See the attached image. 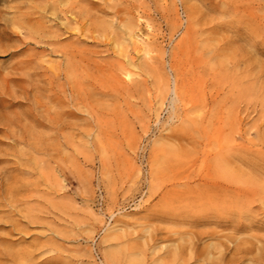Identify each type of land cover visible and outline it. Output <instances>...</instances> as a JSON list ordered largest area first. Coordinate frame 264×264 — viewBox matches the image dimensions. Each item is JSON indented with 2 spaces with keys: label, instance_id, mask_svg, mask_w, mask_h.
<instances>
[{
  "label": "rangeland",
  "instance_id": "1",
  "mask_svg": "<svg viewBox=\"0 0 264 264\" xmlns=\"http://www.w3.org/2000/svg\"><path fill=\"white\" fill-rule=\"evenodd\" d=\"M0 83V264H264V0H0Z\"/></svg>",
  "mask_w": 264,
  "mask_h": 264
},
{
  "label": "bare ground",
  "instance_id": "2",
  "mask_svg": "<svg viewBox=\"0 0 264 264\" xmlns=\"http://www.w3.org/2000/svg\"><path fill=\"white\" fill-rule=\"evenodd\" d=\"M54 8H55V7H54ZM26 12H27V11H26ZM21 14H22V13H21ZM24 15H25V14H24ZM24 15L22 16V18L25 19V16H24ZM27 15H30V13L27 14ZM30 17H31V15H30ZM31 18H32V17H31ZM29 19H30V18H29ZM26 21H28L27 23L29 24V20L27 19ZM28 24H27V27L29 26ZM21 27H22V25H21ZM22 28L24 29L25 27H22ZM19 29H20V27H19ZM25 29H26V28H25ZM10 30H11V29H10ZM27 30H29V28H28ZM14 32H15V31H14ZM18 33H20V31H19ZM28 35L31 36L30 34H28ZM10 37H11V36H10ZM26 39H27V38H26ZM33 39H34V38H33ZM24 40H25V39H24ZM39 41H40V40H39ZM139 48H140V47H139ZM4 51H5V50H4ZM29 63H30V62H29ZM19 66H20V65H19ZM22 68H23V67H22ZM16 70H17V68H16ZM21 70H22V69H21ZM24 70H25V69H24ZM12 71H13V70H12ZM17 73H18V72H17ZM27 73H28V72H27ZM25 74H26V73H25ZM13 75H14V74H13ZM28 75H29V74H28ZM29 76H30V75H29ZM127 76H129V75L127 74ZM127 76H126V77H127ZM12 77H13V76H12ZM17 77H18V76H17ZM23 78H24V77H23ZM3 79H5V78H3ZM17 79H18V78H17ZM26 80H27V79H26ZM28 80H29V79H28ZM118 80H119V79H118ZM2 81H3V80H2ZM6 81H7V80H6ZM30 81H31V80H30ZM30 81H29V82H30ZM33 81H34V80H33ZM4 82H5V81H4ZM22 82H23V81H22ZM24 82H25V81H24ZM29 82H28V83H29ZM2 83H3V82H2ZM0 84H1V83H0ZM4 84L6 85V83H4ZM13 84H14V83H13ZM29 84H30V83H29ZM1 85L3 86V84H1ZM18 85H19V84H18ZM2 88H3V87H2ZM2 88H1V90H2ZM21 88H22V87H21ZM35 89H38V88H35ZM7 90H8V89H7ZM21 91H23V90H21ZM38 91H40V89H39ZM6 92H7V91H6ZM44 92H45V91H44ZM0 93H1V92H0ZM15 93H16V92H15ZM26 93H27V92H26ZM26 93H25V94H26ZM29 93H30V92H29ZM36 93H38V92H36ZM6 95H9V94H6ZM14 95H15V94H14ZM22 95H23V94H22ZM22 95H21V96H22ZM32 95H33V94H32ZM32 95H31V96H32ZM36 95H37V94H36ZM18 96H19V94H18ZM11 97H12V96H11ZM16 97H17V96H16ZM26 97H27V96H26ZM35 97H36V96H35ZM39 97H40V96H39ZM52 97H53V96H52ZM23 98H24V97H23ZM36 100H38V99H36ZM3 101H4V100H3ZM5 101H6V100H5ZM26 101H27V100H26ZM0 102H1V101H0ZM36 102H38V101H36ZM21 103H22V102H21ZM29 103H30V102H29ZM33 103H34V102H33ZM13 104H14V103H13ZM28 105H29V104H28ZM34 105H35V104H34ZM23 106H24V105H23ZM30 106H31V105H30ZM28 107H29V106H28ZM35 107H36V106H35ZM35 107H33V108H35ZM26 108H27V107H26ZM30 108H31V107H30ZM33 108L31 109L32 111H33ZM38 108H39V107H38ZM41 108H42V107H41ZM27 109H28V108H27ZM27 109H26L25 111H27ZM36 109H37V108H36ZM3 110H4V109H3ZM21 110H23V109H21ZM28 110H30V109H28ZM32 111H31V112H32ZM40 111H42V110H40ZM9 112H10V110H9ZM14 112H15V111H14ZM27 112L29 113V111H27ZM19 113H20V111H19ZM32 113H33V112H32ZM36 113H37V111H36ZM11 114H12V113H10V114L7 113V115H5V116H3V115L0 114V115L2 116V117L0 116V125H2L3 128L5 127L6 130H7V129H10V130L12 129L11 132H13V128H11V127H12L13 125H15V122H14V120H13V117H14V116H12V118H11ZM24 114H25V113H24ZM26 114H27V113H26ZM33 114H34V113H33ZM33 114H32V115H33ZM41 114H42V113H41ZM9 115H10V116H9ZM13 115H14V114H13ZM19 115H20V114H19ZM16 116H17V115H16ZM20 116H21V115H20ZM20 116H19V117H20ZM22 116H23V115H22ZM27 116H29V115H27ZM34 116H36V115L34 114L33 117H34ZM40 116H41V115H40ZM47 116H48V115H47ZM33 117H32V118H33ZM45 117H46V116H45ZM14 118H15V117H14ZM21 118H22V117H21ZM27 118H28V117H27ZM34 118H35V117H34ZM43 118H44V117H43ZM24 119H25V117H24ZM16 120H17V119H15V121H16ZM21 120H23V119H21ZM35 120H36V119H35ZM35 120H34V121H35ZM43 120H44V119H43ZM17 122H19V120H17ZM17 122H16V123H17ZM22 122H23V121H22ZM26 123H27V122H26ZM28 123H29V122H28ZM39 123H41V122H39ZM49 123H51V122H49ZM22 124H23V123H22ZM36 124H37V123H36ZM23 125H24V124H23ZM43 126H44V125H43ZM28 127H29V126H28ZM0 128H1V127H0ZM25 128H26V124H25ZM31 128H32V127H31ZM19 129H20V128H19ZM34 129H35V128H34ZM27 130H28V129H27ZM37 130H38V128H37ZM29 131H30V130H29ZM35 131H36V130H35ZM6 132H7V131H6ZM8 132H9V130H8ZM11 132H10V133H11ZM14 132H15V130H14ZM25 132H26V131H25ZM27 132H28V131H27ZM33 132H34V131H33ZM36 132H37V131H36ZM36 132H35V133H36ZM29 134H31V132H29ZM39 134H40V132H39ZM39 134L37 133V135H39ZM34 135H35V134H34ZM22 136H23V135H22ZM35 136H36V135H35ZM10 137H11V136H10ZM27 137H28V136H27ZM22 138H23V137H22ZM31 139H33V138H31ZM30 143H31V142H30ZM27 144H28V143H27ZM36 149H37V148H36ZM18 152H19V151H18ZM26 152H27V151H26ZM26 152H25V153H26ZM28 152H29V151H28ZM27 155H28V154H27ZM207 155H208V154H207ZM204 156H205V155H204ZM208 157H209V155L207 156V158H208ZM21 159H22V158H21ZM204 160H205V159H204ZM219 163H220V162H219ZM24 164H25V163H24ZM215 164H216V163H215ZM220 164H221V163H220ZM216 165H217V164H216ZM216 165H214L215 168H216ZM223 165H224V164H223ZM217 167H218V165H217ZM221 168H222V164H221ZM2 169H3V167H2ZM216 169H217V168H216ZM223 169H224V167H223ZM223 169H222V170H223ZM204 170H205V169H204ZM204 170H203V171H204ZM0 171H1V170H0ZM207 171H209V173H210V170H207ZM214 171H217V172H218V169H217V170H214ZM20 172H21V171H20ZM193 172H194V171H193ZM199 172H200V171H199ZM199 172H198L197 175H199ZM204 172H205V171H204ZM204 172H202V173H204ZM217 172H216V173H217ZM194 173H195V172H194ZM202 173H201V174H202ZM219 173H220V172H219ZM229 173H230V172H229ZM5 174H6V173H5ZM192 174H193V173H192ZM205 174H206V172H205ZM210 174H212V172H211ZM220 174H222V173H220ZM230 174L232 175V173H230ZM3 175H4V174H3ZM190 175H191V174H190ZM206 175H208V174H206ZM212 175H215V174H212ZM222 175H224V174H222ZM222 175H221V176H222ZM209 176H210V175H209ZM217 176H218V173H217ZM224 176H225V175H224ZM5 177H6V175H5ZM5 177H4V179H5ZM203 177H204V176H203ZM229 177H230V175H229ZM232 177L234 178L235 176L232 175ZM232 177H230V178L233 179ZM192 178H194V177H192ZM201 178H202V176L200 177V179H201ZM194 179H195V178H194ZM205 179H206V178H205ZM238 179H239V178H238ZM184 180H185V178H184ZM202 180H203V179H202ZM202 180H201V181H202ZM180 181H181V180H180ZM197 181H198V180H197ZM211 181H212V180H211ZM229 181H230V180H229ZM234 181H236V179H235ZM182 182H183V181H182ZM189 182H190V181H189ZM237 182H238V180L236 181V183H237ZM6 183H7V182H6ZM202 183H203L202 185H206L205 183L208 184L209 181H208V182H205V181L203 180ZM243 183H244V182H243ZM4 184H5V183H4ZM225 184H226V183H225ZM225 184H224V185H225ZM6 185H7V184H6ZM8 185H9V184H8ZM210 185L213 187V189L215 188V189H217V190L214 189L215 191H213V193H209V192H207L205 195H203V196H204V200H205V201H209V202H210V201H213V200L216 199V198H218V196H219L218 193H217L218 190L221 189L222 187H224V185L221 184V183H219V181H218V182H212V183H210V184L207 185V186L210 187ZM234 185H235V184H234ZM226 186H227V185H226ZM5 188H6V187H5ZM232 188H234V187H232ZM222 189H223V188H222ZM224 189H225V188H224ZM1 191H2V190H1ZM186 191H187V192H190V193L193 194V195L195 194V193H194L192 190H190V189H187ZM219 191H220V190H219ZM235 191H239V189H238V190L235 189ZM240 191H242V190H240ZM262 191H264V190H262ZM6 192H7V191H5V193H6ZM196 192H198V191L196 190ZM242 192H243V191H242ZM10 193H11V192H10ZM221 193H222V192H221ZM225 193H226V192H225ZM234 193H235V192H234ZM6 194H7V193H6ZM18 194H19V193H18ZM198 195H199V194H198ZM226 195H227V194H226ZM4 197H5V195H4ZM193 197H194V196H193ZM259 197H260V196H259ZM249 198H250V197H249ZM190 199H191V197H190L188 200H190ZM237 199H238V198H237ZM246 199H247V198H246ZM250 199L252 200V198H250ZM186 200H187V199H186ZM193 200H194V199H193ZM200 200H202V199H200ZM3 201H4V200H3ZM244 201H245V199H244ZM244 201H243V202H244ZM198 202H199V201H198ZM237 202H238V201H237ZM239 202H240L239 206H240V205L242 206V203H241L242 201H240V199H239ZM196 203H197V202H196ZM206 203H207V202H206ZM247 203H248V201H247ZM249 203H250V202H249ZM237 204H238V203H237ZM244 204H246V202H244ZM196 205H197V204H196ZM207 205H208V204H207ZM209 205H211V204L209 203ZM213 205H214V204H213ZM246 205H247V204H246ZM246 205H243V206L246 207ZM188 206H189V205H188ZM230 206H231V205H230ZM236 206H237V205H236ZM196 207H197V206H196ZM214 207H216V205H214ZM181 208H182V207H181ZM193 208H195V206H192V209H193ZM200 208H201V207H200ZM205 208H206V209H205ZM205 208L203 207L201 210H202V211H206V212H208V213H212L213 215H215V212H220V211H219L220 209H218V207H217V208H211L210 210H208L209 207H205ZM242 208H243V207H242ZM247 208H248V207H246V209H247ZM183 209L185 210L186 207H185V208L183 207ZM183 209H182V210H183ZM187 209H188V208H187ZM234 209H237V207L234 208ZM248 209H249V208H248ZM194 210H195V209H194ZM194 210H192V211H194ZM201 210H200V211H201ZM222 210H223V209H222ZM239 210H240V209H238V211H239ZM197 211H198V209H197ZM230 211H231V210H230ZM238 211H237V212H238ZM190 212H191V210H190ZM221 212H222V211H221ZM221 212H220V213H221ZM234 212H235V210H234ZM244 212H246V211H244ZM220 213H219V215H220ZM239 213H240V211H239ZM239 213H238V214H239ZM199 214H202V213H199ZM236 214H237V213H236ZM210 215H211V214H210ZM216 215H217V214H216ZM202 216H203V215H202ZM206 217H207V216H206ZM28 218H29V217H28ZM213 219H214V218H213ZM196 223H197V222H196ZM191 224H192V223H191ZM202 234H203V233H202ZM216 234H217V233H216ZM219 235H220V234H219ZM194 236H196V235H194ZM206 236H207V235H206ZM214 236H215V235H214ZM210 238H211V237H210ZM194 239H196V238L194 237ZM194 239H193V237L190 238V236H189V237H188V240H187L185 243H188V245H189V244L191 245V244L194 242V241H193ZM231 240H232V239H231ZM245 241H246V240H245ZM185 243L183 242V244H185ZM195 243H196V242H195ZM237 243H238V242H237ZM183 244H181L182 246H178V247H176L174 250H172V251L170 252V253H171L170 255H171L174 259H175L176 257H177V259H178V257H179V255H180L181 251H183V249H182V248H183ZM227 244H228V243H227ZM195 245H197V244H195ZM243 245H244V243H243ZM184 246H185V245H184ZM193 246H194V245H193ZM224 246H225V245H224ZM224 246H223V248H224ZM227 246H228V245H227ZM235 246H236V245H235ZM235 246H234V248H235ZM237 246H238V248H236V249H232V248H231V250H232V251H233V250H234V251L236 250V251L234 252V255H233V256H237V255H238V260H240V258H242V256H243V252H245L246 254H248V253L246 252L247 249H246V246H245V245H244L245 248H243L244 246L242 247V248L245 249V250H243V249L241 248L240 244H238ZM239 246H240V248H239ZM193 248H194V247H193ZM193 248H192V249H193ZM213 248L218 249L219 252L224 253V256H223V259H224V257H225V252H226V254H227V251H225V252L222 251L223 249H222L221 242H219V244H217V246H215V247H213ZM225 248H226V247H225ZM225 248H224V249H225ZM188 249H189V248H188ZM192 249H191V252H192ZM207 249H208V248H207ZM228 249H229V248H228ZM248 249H250V247H249ZM225 250H226V249H225ZM208 251H209V250H208ZM228 251H229V250H228ZM249 251H251V249H250ZM1 252H2V251H1ZM17 252H18V251H17ZM199 252H200V254L197 253V254H198V256H197L198 259H201V257H203V256L205 257L206 254H205V255H204V254H201L202 249H201ZM228 253H230V252H228ZM208 254H209V253H208ZM239 254H240L241 257H239ZM9 255H10V254H9ZM190 255H191V253H190ZM193 255H194V254H193ZM227 255H228V254H227ZM14 256H15V254H14ZM182 256H183V255H182ZM182 256H181V257H182ZM212 256H213V255H212ZM221 256H222V255H221ZM221 256H220V257H221ZM9 257H10V256H9ZM204 257H203V258H204ZM206 257H207V256H206ZM229 257H231V256H229ZM190 258H191V257H190ZM192 258H193V256H192ZM216 258H217V257H216ZM231 258H232V257H231ZM243 258H244V256H243ZM177 259H176V260H177ZM181 259H182V258H181ZM218 259H219V258H218ZM203 260H204V259H203ZM228 260H234V258H233V259H230V258H229ZM18 261H20V260H18ZM23 261H24V260H23ZM177 261H178V260H177ZM177 261H176V262H177ZM213 261H214V260H213V257H212V262H213ZM221 261H222V257H221V258L219 259V261L216 262V263H222L223 261H222V262H221ZM212 262H211V263H212ZM230 262H231V261H230ZM208 263H209V262H208Z\"/></svg>",
  "mask_w": 264,
  "mask_h": 264
}]
</instances>
